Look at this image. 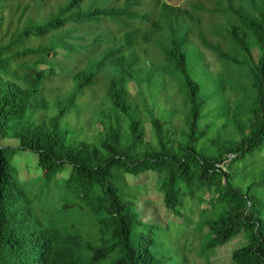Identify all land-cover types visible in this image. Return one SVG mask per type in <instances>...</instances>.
<instances>
[{"label": "trees", "instance_id": "1", "mask_svg": "<svg viewBox=\"0 0 264 264\" xmlns=\"http://www.w3.org/2000/svg\"><path fill=\"white\" fill-rule=\"evenodd\" d=\"M48 1L0 0V14L10 12L8 21L0 15V264H89L111 254V264H164L154 251L159 227L144 222L136 196H123L119 188L125 175L148 172L155 174L163 205L175 217H182L187 197L206 204L200 215L212 235L207 248L246 233L245 244L231 253V262L264 264V192L259 191L264 175L244 188L234 187L226 169L235 159L264 152V0H218L224 15L215 17L214 10L190 3L193 10L211 16L206 30L216 36L215 42L201 29V17L194 11L161 0H125L121 7L111 6L114 0H59L47 11ZM103 21L112 22L117 33L104 29ZM165 29L170 36L159 40L158 33ZM194 30L201 46L220 61L219 77L204 63L189 59L191 48L199 52L188 41ZM34 39L47 43L39 49L25 46ZM150 43H156L163 61L156 64L153 56L142 57L140 46ZM21 48L25 54H43L18 63ZM79 62L82 66H74ZM245 67L252 97L248 111L241 114L237 104L230 107L229 102L213 103L227 78L235 86L241 84L233 76ZM18 69L24 70L22 83ZM169 70L178 77L183 97L181 136L173 135L169 120L154 115L143 95L145 84L159 81L158 73ZM60 72L75 86L54 101L48 115L49 103L40 97V88L48 76ZM102 72H108L109 79L98 111L99 141L68 142L61 121L76 105L78 93ZM207 80L219 82L211 93L204 92ZM129 85L136 90L131 100L126 96ZM143 116L149 117L152 141L145 140ZM217 120L223 121L221 126ZM227 129L238 133L233 137ZM4 139L16 140L18 148L36 154L45 183L68 172L65 191L94 219L95 246L83 250V233L32 221L30 201L13 175ZM207 147L211 153L204 152ZM228 154L235 158L228 160ZM206 264L212 263L207 259Z\"/></svg>", "mask_w": 264, "mask_h": 264}, {"label": "rangeland", "instance_id": "2", "mask_svg": "<svg viewBox=\"0 0 264 264\" xmlns=\"http://www.w3.org/2000/svg\"><path fill=\"white\" fill-rule=\"evenodd\" d=\"M59 0H49L46 4V10H51L52 3H57ZM125 0H114L111 2V6L121 7ZM149 2L150 0H143ZM154 0H151V2ZM165 1L168 5L176 7L188 8L194 11L201 17V29L206 32L207 36L213 42L217 41L215 35H211L207 32L206 27L208 25L209 18L211 17L207 11H198L192 9L189 4L197 3L207 10H214L212 17L223 16L224 12L221 5L218 4V0H161ZM227 2V0H225ZM10 12L3 10L0 14L4 21H8ZM16 17V15L14 16ZM15 20V18H14ZM5 24V23H4ZM3 26V25H2ZM1 27V26H0ZM102 27L109 29L113 33H117V28L112 22L103 21ZM126 27V26H125ZM168 27V26H167ZM4 28L1 29L0 35H3ZM170 36V32L165 29L158 33V39H165ZM189 44L196 46L198 51L203 56V61L199 60V52L191 48L188 52V57L191 61L197 60L198 64L204 63L207 66V70L212 75H218L221 73L222 65L217 59L216 55L201 46L198 39L196 38V30L188 35ZM46 40L38 41L36 39L26 41L25 46H34L39 49L41 44H46ZM156 43L144 44L140 46L141 55L144 58L153 56L154 63H159L161 59L159 53L156 50ZM14 52V51H13ZM20 56L17 58V62L29 60L34 61L35 57L42 54H25L22 48L17 50ZM158 53V54H157ZM60 55L59 57H61ZM141 57V56H140ZM143 58V59H144ZM62 59V58H58ZM16 61L13 60V65H16ZM67 60L65 61V63ZM70 63L67 62V65ZM73 65V63H72ZM82 66V62L74 64V66ZM204 68V67H203ZM236 68L237 70L239 68ZM105 68L104 70H106ZM192 71L196 72L198 69L191 66ZM205 69V68H204ZM48 71V68H46ZM60 71V69H56ZM207 71L206 74H209ZM23 69L17 70V79L22 83ZM48 73V72H47ZM159 81H153L151 84H145L143 87V95L146 96L147 104L152 108L154 115L160 119L169 120L172 125L173 135L181 136V125L183 120V97L179 92L178 77L175 76L172 71H161L158 73ZM197 74V73H196ZM194 74V75H196ZM248 69L245 67L243 73L241 72L234 75V79L238 78L241 84L235 86L234 83L229 82V78L224 85L218 89V94L214 96L213 103L222 105L223 102H229V106L233 107L237 104L238 111L246 113L250 107V89L249 79L246 77ZM199 75V74H198ZM49 78L42 84L40 88V97H43L49 103L48 115L52 112L53 103L60 96L73 91L75 86L72 83L68 74L60 72L58 76H48ZM109 74L108 72H102L97 75V80L91 86L84 87L77 96L76 105L70 110V112L62 119V128L68 132V142L73 140H86L89 142H98L102 127L100 123L102 116L98 114L101 109L104 94L103 90L108 83ZM216 81H219L215 79ZM221 82V81H220ZM205 91L213 92L212 82L206 81ZM135 88L133 85H129L126 96L128 100L135 97ZM204 97H209L204 95ZM136 98V97H135ZM148 107V108H149ZM209 106L205 107L204 113L208 112ZM224 109V108H223ZM54 111V110H53ZM106 111V107L104 108ZM141 113L145 116H149L147 109L141 110ZM40 114V112H39ZM47 114H41V118ZM140 117V115H138ZM143 116L145 119V129L147 134L145 137L146 141H152L153 136L151 133V126L149 123V117ZM205 122V120H203ZM223 121L217 120L216 125L221 126ZM122 132L125 134V128ZM227 132L231 136H236L237 131L227 129ZM3 146L5 148V154L9 160L13 175L15 179L20 182L23 186L26 196L30 201L32 208V221L38 222L44 226H55L61 230H66L73 233L75 230L83 233L87 241L83 242L84 247L90 245L95 246L91 239L95 241V237L98 234L97 226L94 223V219L86 213L81 212L78 208L77 199L65 191L63 179L67 178L68 172L59 174L55 180L49 183H45L43 179V173L38 167L36 154L22 150L18 148V142L12 139H4ZM211 148L207 147L204 152L211 153ZM235 158V155L228 154V157ZM246 165L244 170L243 167ZM226 169L232 175V184L234 187L244 188L247 183L255 180L257 176L264 175V152L258 153L251 159L239 158L226 166ZM119 183L120 193L130 194L136 196L137 207L140 214V218L144 219V222L148 224H155L159 227L156 236V244L154 245L155 256L162 260L164 264H206L207 259L212 264H233L230 260L231 253L245 244L244 236L246 233L235 237L223 245L216 246L214 248H207L212 235L208 231L207 226L201 222L200 211L206 208V204H199L196 200H190L188 197L184 201L182 208V217H175L170 211L166 210L162 195L158 192L156 176L153 173H145L139 176L125 175L124 179ZM258 191V190H257ZM260 192H264V186L260 187ZM261 195V194H259ZM209 198L208 195L205 196ZM207 217L205 215L202 216ZM88 248V247H87ZM84 255V252L82 253ZM115 254H111L104 260L96 263L89 264H111ZM163 258V259H161Z\"/></svg>", "mask_w": 264, "mask_h": 264}, {"label": "built area", "instance_id": "3", "mask_svg": "<svg viewBox=\"0 0 264 264\" xmlns=\"http://www.w3.org/2000/svg\"><path fill=\"white\" fill-rule=\"evenodd\" d=\"M231 159H232V157L229 156V157H228V160H231ZM224 163H225V162H224Z\"/></svg>", "mask_w": 264, "mask_h": 264}]
</instances>
